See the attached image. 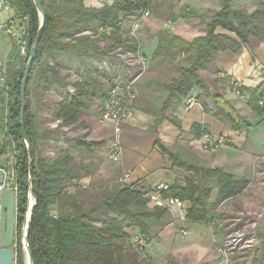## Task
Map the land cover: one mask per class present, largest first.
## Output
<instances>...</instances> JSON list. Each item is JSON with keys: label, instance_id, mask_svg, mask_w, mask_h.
<instances>
[{"label": "trees", "instance_id": "trees-1", "mask_svg": "<svg viewBox=\"0 0 264 264\" xmlns=\"http://www.w3.org/2000/svg\"><path fill=\"white\" fill-rule=\"evenodd\" d=\"M40 1L46 19L26 89L25 130L31 146V159L20 125L21 81L27 63L15 44L5 63L7 83L0 90V103L8 111L7 119L6 113L0 119V127L6 121L3 128L7 129L6 133L0 132V156L12 152L16 158V264H25L22 232L19 236V230L28 208L30 181L36 204L27 241L34 264H149L141 258L144 250L138 249L133 238L141 233L147 240L153 239L158 235L156 230L174 223L173 214L167 207L151 204L146 196L148 191L138 183L121 182L120 169H116L115 178L110 181L102 177L97 184L78 187L82 180L92 178L100 169L103 161L100 150L107 146L108 140L89 139L90 129L71 139L63 134L70 128L88 127L81 117L92 109L95 99L105 102L107 81L112 79L100 68V62L119 45L136 49L138 41L126 35L125 23L141 9L152 10L157 4L155 0H113L111 4L92 7L87 6L85 0ZM219 2L220 9L214 10L208 20L187 6L180 12L182 18L201 17V22L205 23L203 35L188 41L175 34L158 33L159 44L154 58L173 63L185 53L188 64L176 63L179 74L170 83L163 84L167 95L158 111L141 108L156 118L155 127L168 119L167 112L171 109L174 116L171 123L183 132L181 120L175 112L182 98L195 89H200L197 98L205 112L223 122H231L234 130L251 125L244 121L229 99L209 89L200 70L210 67L219 52L240 48L233 37L217 33L218 27L235 33L242 43H246L250 35L264 41V4L249 12L235 7L233 0ZM16 7L19 17L29 19L30 55L41 17L33 0H18ZM101 27L112 28L111 36L104 32L99 34ZM238 89L247 93L249 104L264 114L258 104L264 99V82L257 87L241 86ZM51 91L61 95L54 104L48 97ZM203 96L211 97L216 108L212 109ZM33 97L37 102L35 110L31 103ZM51 121H60L56 129L47 126ZM203 130L208 127L194 123L189 132L199 139ZM154 132L158 133V130L155 128ZM51 134H56L52 145ZM59 140L67 145L55 149L54 155H47ZM154 147L169 156L173 169L190 174L183 183L168 185L162 192L164 198L172 196L188 202L189 222L210 224L219 220L218 207L249 186L247 177L208 166L198 155L188 154L178 142L168 146L157 136ZM215 190L217 194L212 201ZM131 229H136L137 233L132 235ZM258 235L261 242L254 249L252 263L264 264V231H259Z\"/></svg>", "mask_w": 264, "mask_h": 264}, {"label": "crops", "instance_id": "crops-1", "mask_svg": "<svg viewBox=\"0 0 264 264\" xmlns=\"http://www.w3.org/2000/svg\"><path fill=\"white\" fill-rule=\"evenodd\" d=\"M155 2L157 8L151 10L154 14L153 17L145 20L140 30L141 46L147 55L149 65L147 76L144 74V78L142 77L139 80L140 83L138 82L136 85L137 95L140 98L145 97L142 94L144 91L150 93L151 96L155 95L156 90L152 85V79L161 77V72H158L155 66L158 62H163V64L167 62L161 61L160 58H154V52L159 44L158 31L166 30L188 41L204 34L205 23L201 22V17L182 18L178 16L175 19L173 18V20H166V13L171 10L170 8L178 10L183 6H187L208 20L212 12L219 10L221 7L219 0H179L178 2L174 0H155ZM85 4L99 7L97 0H85ZM233 4L235 7L252 12L259 5H263L264 0H233ZM206 13L209 14L208 18L204 15ZM216 32L225 33L233 37L240 44V48L237 51L226 50L219 52L210 67L200 70V75L214 94H221L226 99H229L238 109L244 121L249 122L251 125L241 130H234L231 122H223L205 112L199 101L193 107L187 109L185 97H183L180 106L175 112V115L181 120L183 132L169 128L168 131H171L172 134L174 132L175 140L188 154L198 155L208 166L220 167L238 176H245L250 180L249 186L244 192L235 198L225 201L220 207L222 205L233 206L234 209L241 208V211L243 209H252L261 217L264 212V149H261L264 146V141L262 142V138L259 141L257 136L261 135L264 137V114H260L249 104V95L247 93L241 91L237 93V90L241 86L257 87L264 82V41L254 35H250L248 41L242 43L233 32L221 27H218ZM186 55L182 53L177 58L176 63L181 57H187ZM183 65H187V63ZM195 92L199 94L200 89H195ZM156 95L155 98L161 96L160 94ZM164 95L162 96L165 98L166 96ZM202 99L212 109L216 108L211 97L203 96ZM31 103L32 108L35 110L37 102L34 97ZM44 114L41 113V115ZM155 120L156 118L153 115L144 112L141 108H137L133 120L122 126L118 135L122 149L121 158L115 163L103 162L102 166L104 167L100 170L102 171L101 177L105 181L115 178L114 172L116 169H120V174L123 172L131 174L130 179L127 181L128 183H138L144 191H150L159 184L183 183L187 177H190V174L186 171L173 169V163L169 156L162 154L154 147V141L157 136H160L164 142L167 140L162 135L164 134L162 131L154 132ZM194 123L208 127V130L215 135L224 136L228 139V143L211 153L203 150L199 140L194 138L189 132ZM95 132L99 135L95 139H107L108 147L115 137V130L112 124H101L100 129L95 130ZM165 143L168 145V142ZM90 179L91 177H86L84 180L89 181ZM216 194L217 190L213 193L212 201L215 199ZM174 213H176L175 210ZM211 224L190 222L191 227L204 225L209 229V235L212 233V225H215L216 222ZM171 226H173V223L163 227L162 230ZM261 229L264 231V224H262ZM133 230H130L131 234L137 233L136 229ZM215 240L217 241V234L215 235Z\"/></svg>", "mask_w": 264, "mask_h": 264}, {"label": "rangeland", "instance_id": "rangeland-1", "mask_svg": "<svg viewBox=\"0 0 264 264\" xmlns=\"http://www.w3.org/2000/svg\"><path fill=\"white\" fill-rule=\"evenodd\" d=\"M12 1L15 5L18 4V0H12ZM174 1L178 2L179 0L178 1L174 0ZM182 8H186V7L183 6L178 10H172V8H170L172 11L169 10V12L166 13L167 15L166 20L167 19L173 20V18L174 19L177 18L180 15ZM153 15L154 14L152 12L149 18L153 17ZM204 15H206L207 18L209 17V14L207 13ZM0 17H1L0 23H4L6 21L5 14H0ZM147 19L141 20V25ZM128 21L129 20H127L126 22L128 23ZM127 23H125V27H124L126 35H128ZM140 30L138 34L139 40L137 41L138 44L142 45ZM160 32H167L169 34H172L166 30H159L158 33ZM158 33H157V37H158ZM28 39H29V33H26L25 40L27 41V43H29ZM13 44H15V46L17 47V44L8 34L0 31V58L4 60L5 63ZM25 62L27 63V60H25ZM177 63L182 65L184 63L188 64L187 57L184 58L181 57V59H179ZM155 68L158 72H161V77H159V79H152L153 80L152 85L156 90L155 95L151 96L150 93H146V91H144V93H142L145 96V97L143 96L144 98L142 97L140 98V96H138V99L136 101V110L137 108H149L150 110L158 111L159 110L158 108H160L164 100V97L162 95L163 94H165L164 96L167 95V90L164 89L163 84L170 83L172 79L179 74V69L176 65V61H174L173 63L165 62V64H163V62L162 63L158 62ZM147 72L145 73V76H147L146 75ZM7 79H8V74L5 71L2 74V81L0 82V90H2L3 86L7 83ZM156 94H160L161 96L155 98L157 96ZM48 97L49 100L50 99L52 100V104H54L55 102L60 100L61 95L59 94V92L51 91L48 93ZM94 102L95 104L93 105L92 109L81 117V120L87 123L88 127L82 126L79 128H70L63 135L71 139L73 137L82 135L83 133L87 132L88 129H90V135L88 136V138L89 139L98 138L99 136L97 134L98 131L96 133L95 130L100 129L101 124H110V123H102L100 120V114L103 105L102 101H100L99 99H95ZM2 106L3 104L0 105L1 115H4V113L7 110V107L4 109ZM53 107L54 105H52L51 108ZM167 114H168L167 115L168 119L164 120L162 123H160V125H158V127L156 126L155 128L156 130L160 132L162 131L164 133L162 135L166 137L167 140L165 142H168V146H173L177 142L175 140L176 139L175 134L174 132L172 134V132L168 130L171 129L178 131V129L170 121V119L174 117L172 115V110L171 109L168 110ZM48 116L50 117L49 119H51L52 114L49 112ZM56 122L57 121H51L50 124H48L47 126H49L52 129H56L55 127ZM57 134H58V138H60L61 133L59 132ZM55 135L56 134L50 135L51 145L54 142L52 140H54ZM257 138L259 139V141L260 138H262V142L264 141V137H262L261 135H258ZM66 145L67 142L62 143V141L59 140V144L55 146L56 148L55 147L50 148L47 151V155H51V154L54 155L55 149L60 150L61 148H64ZM225 145L226 144L222 146ZM222 146H219L214 149H204L202 148V146L201 148L211 153L213 151H217ZM261 149H264V146L261 147ZM100 155L103 158L102 164L100 163L101 164L100 169H103L104 167L102 166L103 162L115 163L109 157L110 150L108 146H105L100 150ZM100 169L97 170V173L93 175L89 181L82 180L78 187H83V185L89 183L97 184L98 182H100L99 180L100 178H102L101 177L102 171ZM185 204L187 206L188 202L185 201ZM220 206L217 209L219 214L218 216L219 220L214 221L216 222L215 225H212L213 224L212 222L211 225L213 227L211 228L212 233L210 235L208 231L209 229L206 228L204 225H196L191 227L189 221L183 224L181 221L175 220L173 226L168 227L165 230L161 229L155 231L160 234L157 237H154L153 239L148 241V245L144 249L141 258H144L146 261H148L149 264H174V263L176 264H253L252 263V261L254 260L253 252L256 250V248L259 246L261 242L258 232L263 231L261 227L262 224H264V212H263V216L259 217L258 213H255L252 209L249 210L243 209V211H241V208L234 209L233 206L232 207L230 206L227 207L223 205L222 207ZM183 225L186 227V231H187L186 233H183L182 231ZM22 230H23V226L19 230V236ZM135 234L136 233H132V235ZM216 234H217V241L215 240ZM230 236L231 238L235 239V241L232 242L231 246H228L227 241ZM26 258H27L26 252L24 251L25 264H27ZM15 264H16V255H15Z\"/></svg>", "mask_w": 264, "mask_h": 264}, {"label": "built area", "instance_id": "built-area-1", "mask_svg": "<svg viewBox=\"0 0 264 264\" xmlns=\"http://www.w3.org/2000/svg\"><path fill=\"white\" fill-rule=\"evenodd\" d=\"M97 2L99 3V7H101L105 3L111 4L113 0H97ZM0 14H5L6 19L4 23H0V31L5 32L14 40L17 44L20 55L28 61L29 50L28 43L25 40V35L29 26L28 17H19L17 15V7L12 0H0ZM151 14V9L143 8L134 18L130 19L128 23L126 22L128 25V36L139 40L138 34L141 28V20L149 18ZM103 32L109 37L111 36L112 28L101 27L99 34H102ZM108 55L109 56L105 57L99 64L100 68L105 70V72H107L112 78L111 81H107L106 100L102 105L100 120L102 123H110L114 126L115 137L109 144V157L114 162H117L121 158L122 151L118 135L122 126L126 123H130L135 116V103L138 96L136 85L147 72L148 58L140 44H138L135 50L119 45L110 50ZM5 67V61L0 58V82L2 81V74L5 71ZM70 90L72 91V89ZM237 93H239V90H237ZM197 95L198 94L195 90H192L187 95L185 98L187 109L198 103ZM258 104L264 109V99H260ZM5 113L7 119L8 111L6 110ZM1 117L0 108V119ZM59 123L60 121H57L55 127H57ZM5 125L6 121L3 124V127ZM3 127H0V132L2 134L7 132L6 127ZM198 140L204 149H214L227 143L224 136L215 135L208 130H203ZM1 158H5L6 163L5 167H0V176H3L4 178L3 184H0V196L6 189H11L16 195L17 203L18 187L16 184L15 155L12 152H7L5 155L0 156V159ZM130 177L131 174L129 172H123L119 180L121 182H127ZM167 188L168 185L159 184L154 189L148 191L146 196L149 197L151 204L167 207L173 214L175 220H179L183 224L186 223L187 212L185 202L178 197L171 196L164 198L162 192ZM174 210L176 213H174ZM182 231L183 233L187 232L184 225ZM133 240L139 250H144L149 241L145 235L141 233L136 234ZM234 241L235 239L230 236L227 245L231 246Z\"/></svg>", "mask_w": 264, "mask_h": 264}, {"label": "water", "instance_id": "water-1", "mask_svg": "<svg viewBox=\"0 0 264 264\" xmlns=\"http://www.w3.org/2000/svg\"><path fill=\"white\" fill-rule=\"evenodd\" d=\"M33 1L40 14L41 21H40L38 32L36 34V37L34 39V42H33V45L30 51L29 59L27 61V64H26V67L23 73V78L21 81V113H20V125L22 127V135L27 145L30 159H31V146L27 139V134L25 130V111H26V106H27L26 89H27V81H28L35 57L37 55L39 43L43 35L45 19H46L45 11L42 7L41 1L40 0H33ZM5 163H6L5 158H1L0 167H5ZM30 168H31V162H30ZM3 182H4L3 176H0V184H3ZM32 199H34V203L31 208V214L36 204V198L32 194V186H31V181H30V194H29L28 207ZM16 213H17L16 195L13 192V190L6 189L5 191H3V193L0 196V264H15V249L14 248L17 245L16 243L17 214ZM30 221H31V215H30V218L28 219V208H27L21 237H22L23 249L27 255L28 264H34L32 251L27 241Z\"/></svg>", "mask_w": 264, "mask_h": 264}, {"label": "bare ground", "instance_id": "bare-ground-1", "mask_svg": "<svg viewBox=\"0 0 264 264\" xmlns=\"http://www.w3.org/2000/svg\"><path fill=\"white\" fill-rule=\"evenodd\" d=\"M33 202H34V199H32L29 203V207H28V219L30 218V215H31V208H32V205H33ZM21 241H22V238H21ZM24 250V249H23ZM27 256V255H26ZM27 259V258H26ZM27 264H28V260L26 261Z\"/></svg>", "mask_w": 264, "mask_h": 264}, {"label": "flooded vegetation", "instance_id": "flooded-vegetation-1", "mask_svg": "<svg viewBox=\"0 0 264 264\" xmlns=\"http://www.w3.org/2000/svg\"><path fill=\"white\" fill-rule=\"evenodd\" d=\"M16 222H17V220H16Z\"/></svg>", "mask_w": 264, "mask_h": 264}]
</instances>
